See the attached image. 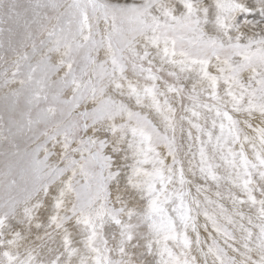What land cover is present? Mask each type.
I'll list each match as a JSON object with an SVG mask.
<instances>
[{
  "label": "rangeland",
  "instance_id": "obj_1",
  "mask_svg": "<svg viewBox=\"0 0 264 264\" xmlns=\"http://www.w3.org/2000/svg\"><path fill=\"white\" fill-rule=\"evenodd\" d=\"M100 1L0 0V264H264V0Z\"/></svg>",
  "mask_w": 264,
  "mask_h": 264
},
{
  "label": "bare ground",
  "instance_id": "obj_2",
  "mask_svg": "<svg viewBox=\"0 0 264 264\" xmlns=\"http://www.w3.org/2000/svg\"><path fill=\"white\" fill-rule=\"evenodd\" d=\"M95 1H97L98 3H99V5L101 6V7H103L104 5H103V3L100 1V0H95ZM218 7V6H217ZM104 8V7H103ZM104 11V10H103ZM216 11H217V9H216ZM215 15V14H214ZM213 16V15H212ZM12 22V21H11ZM10 22V23H11ZM15 23H16V21H15ZM14 23V24H15ZM12 24V23H11ZM250 24V23H249ZM12 26L14 27V28H16V26L15 25H13L12 24ZM251 26V25H250ZM236 27V26H235ZM247 27V26H246ZM14 31V30H13ZM12 32V31H11ZM10 32V33H11ZM251 32V31H250ZM254 32V31H253ZM5 33V32H4ZM42 34H43V32H42ZM6 35V34H5ZM4 39H6L7 40V38H5L4 37ZM8 41V40H7ZM138 44V43H137ZM160 50V49H159ZM157 53V52H156ZM162 53V52H161ZM158 54V53H157ZM165 57L166 56H160L159 57V61H163L164 59H165ZM11 60V59H10ZM125 60V59H124ZM126 61V60H125ZM167 63L168 62H166L165 64L167 65ZM168 66H171V67H173V68H177V66H175V65H172L171 63L170 64H168L167 65V67ZM203 87V86H202ZM39 116H41V115H39ZM38 116V117H39ZM42 117V116H41ZM178 118H181L180 116L178 117ZM37 119V118H36ZM22 127V126H21ZM193 129V128H192ZM193 131H195V130H193ZM196 132V131H195ZM195 132H194V135H195ZM39 135V134H38ZM51 136V135H50ZM12 137V136H11ZM45 139V138H44ZM197 139V138H196ZM195 140V139H194ZM48 141L49 140H47V143H48ZM107 142V141H106ZM2 143L0 142V145H1ZM24 147H26V148H24ZM29 148H31V146H21L19 149H18V151H15V153L13 154L14 156L15 155H17L18 156V158H20L24 153H26L28 150H29ZM102 148H104V145H103V147ZM50 149V148H49ZM108 149V148H107ZM0 150H1V148H0ZM3 150L6 152L4 155H6V154H8L9 156H8V158H10V157H13V156H11V153H10V151L9 150H7L6 148L4 149L3 148ZM49 151H51V150H49ZM103 151H105L106 152V148H104V150ZM104 152V153H105ZM13 153V152H12ZM107 153V152H106ZM40 156V157H42V155H43V152H41L39 149H37L35 152H34V155L32 156V157H34V159H35V156ZM46 155V154H45ZM4 157V156H3ZM41 159V158H40ZM122 159V158H121ZM10 160V162H8L7 163V165H9L10 164V166L9 167H13V162H14V160L13 159H9ZM41 163H42V161H41ZM41 163H37V164H41ZM63 164L64 163H61V164H59V168L60 167H62L63 166ZM123 164V163H122ZM5 165V164H4ZM66 166H67V164H66ZM26 167V166H25ZM40 167V166H39ZM63 168V167H62ZM27 169H28V167H27ZM58 169V168H57ZM73 173V172H72ZM4 174H6V173H4ZM64 179V178H63ZM57 181V180H56ZM56 181H54L53 183H52V187H51V194H52V196L54 197V199L56 200L57 199V195H58V193H59V187L61 186V184L63 183L62 182V180L58 183V182H56ZM192 189H193V187H192ZM214 195V194H213ZM153 198V197H152ZM248 200V199H247ZM12 204L14 203V202H11ZM23 208H25V206H23ZM251 208V207H250ZM52 207L51 206H49L47 209H45V210H43L42 211V207H40V211L41 212H39V213H43L45 216H47V214L49 213V212H51L52 211ZM127 209V208H126ZM246 211H248V210H246ZM26 213H27V215L29 214V211H26ZM19 216H20V214H18ZM250 215V214H249ZM260 215V214H259ZM258 215V216H259ZM251 216V215H250ZM256 216V215H255ZM263 217V216H262ZM262 217H259V219L260 218H262ZM47 218V217H46ZM154 219V218H153ZM255 219V218H254ZM263 219V218H262ZM149 222V221H148ZM251 222V221H250ZM253 222V221H252ZM129 227V226H128ZM56 228V227H55ZM137 229V228H136ZM18 230V229H17ZM138 230V229H137ZM136 230V231H137ZM31 231V230H30ZM78 231V230H77ZM141 231V230H140ZM80 233V232H79ZM137 234H138V231H137ZM140 234V233H139ZM141 235V234H140ZM51 236V235H50ZM53 236V235H52ZM76 237V236H75ZM255 239V238H254ZM72 240V239H71ZM243 240V239H242ZM77 242H79V240L77 241ZM65 243V242H64ZM106 243V242H105ZM63 246H65V245H63ZM58 251H60V250H58ZM113 251V250H112ZM114 252V251H113ZM163 252V251H162ZM57 253V252H56ZM81 253V252H80ZM115 253V252H114ZM82 254V253H81ZM104 254V253H103ZM203 254V253H202ZM201 255V254H200ZM104 256H105V254H104ZM104 256H102L103 258H104ZM149 256V255H148ZM155 256V255H154ZM71 257H73L75 260L77 259H79L78 257H80L78 254H76V255H73V254H71L70 252H66V251H64V253H63V255L61 256V258H65V260H69L70 261V259H71ZM156 257V256H155ZM162 257V256H161ZM162 258H164V257H162ZM202 258V257H201ZM207 259V258H206ZM159 260V259H158ZM208 260V259H207ZM79 262H80V260H79ZM103 262H104V259H103ZM207 262V261H206ZM163 264V263H162Z\"/></svg>",
  "mask_w": 264,
  "mask_h": 264
}]
</instances>
